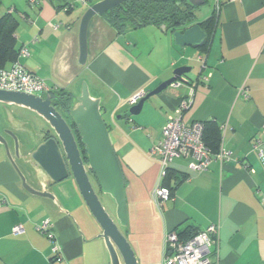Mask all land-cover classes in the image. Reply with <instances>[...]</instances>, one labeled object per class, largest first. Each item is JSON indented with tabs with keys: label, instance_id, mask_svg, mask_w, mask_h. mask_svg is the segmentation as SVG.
I'll return each mask as SVG.
<instances>
[{
	"label": "crops",
	"instance_id": "0c3cea01",
	"mask_svg": "<svg viewBox=\"0 0 264 264\" xmlns=\"http://www.w3.org/2000/svg\"><path fill=\"white\" fill-rule=\"evenodd\" d=\"M212 1L215 22L209 31L202 26L208 38L198 48L179 46L174 31L163 25L118 28L97 15L89 26L88 61L81 65L83 8L64 0H1L0 17L11 11L19 22L17 48L26 45L29 50L8 62L7 69L18 61L44 79L51 92L70 95L79 94L86 80L92 95L102 99L126 177L129 236L140 238L138 264H163L168 232L189 235L211 224L219 226L212 264H264V156L253 145L257 138L264 144V0ZM182 65L192 66L185 75L188 83L147 99L137 115L124 114L139 101L133 102L135 97ZM190 85L194 98L183 114L185 124L211 121L208 135L220 133L230 159H215L203 171H192L189 159H173L169 183L174 192L159 204L155 188L161 163L151 150ZM242 88L247 97L240 94ZM10 108L19 120L35 115L22 106ZM17 162L29 182L42 189L35 173ZM48 191L55 201L26 191L0 143V264H111L104 239L98 238L102 229L74 178L52 184ZM46 219L62 247L61 260L48 236L37 229ZM17 225L23 226L21 232L14 231Z\"/></svg>",
	"mask_w": 264,
	"mask_h": 264
},
{
	"label": "water",
	"instance_id": "95a60500",
	"mask_svg": "<svg viewBox=\"0 0 264 264\" xmlns=\"http://www.w3.org/2000/svg\"><path fill=\"white\" fill-rule=\"evenodd\" d=\"M89 1L81 0L84 5L87 4L79 21L78 62L81 65L88 61V34L92 19L131 0H94L91 4ZM205 4L206 0H187V5L193 9ZM173 37L181 47L198 48L205 44L208 33L196 22L184 30H175ZM191 69L189 65L175 68L172 77L140 96L139 101L124 114H139L147 99L166 91L177 81L188 83L185 75ZM69 98L66 100L50 92L44 96L0 89V143L17 171L23 188L31 194L55 201L48 187L72 176L102 229L98 238L104 239L111 264H138L131 244L120 229V226L126 229L129 226L126 177L105 118L107 109L102 108L100 97L92 95L86 80L82 81L80 93L71 94ZM11 105L30 109L35 115L19 120L12 112ZM17 161L35 173L42 189L29 182ZM100 194L113 199L115 218L107 211Z\"/></svg>",
	"mask_w": 264,
	"mask_h": 264
},
{
	"label": "built area",
	"instance_id": "2783aa9c",
	"mask_svg": "<svg viewBox=\"0 0 264 264\" xmlns=\"http://www.w3.org/2000/svg\"><path fill=\"white\" fill-rule=\"evenodd\" d=\"M34 2L35 0H31ZM86 1V0H83ZM234 1V0H232ZM218 8V4L216 5ZM215 8V9H216ZM21 56L29 55L26 45L20 49ZM207 80V77L203 78ZM182 82L177 81L174 86ZM0 89L10 91H21L27 93H49L51 87L44 79L26 69L18 61L9 69H0ZM240 94L247 97L246 88L240 90ZM133 99L136 102L140 96ZM194 98V85H190L189 95L183 98L173 115H170L162 133L161 141L153 147L151 154L157 156L161 163V176L155 188V198L159 204L171 198V190L163 184L164 178L169 170L170 163L175 158H186L190 160L189 168L192 171L206 170L210 163L218 159L225 162L230 159V153L221 147L220 151L213 153L204 141L205 122L194 121L186 125L183 114L190 109ZM254 148L261 156H264V144L260 138L254 141ZM53 223L46 219L37 225V229L48 236L53 243L52 251L58 260L63 258L62 247L56 242L51 228ZM22 225L14 228L15 232H21ZM219 226L211 224L200 230L188 239H181L176 232H168L165 236V248L163 264H212L211 247L218 244Z\"/></svg>",
	"mask_w": 264,
	"mask_h": 264
},
{
	"label": "trees",
	"instance_id": "16d2710c",
	"mask_svg": "<svg viewBox=\"0 0 264 264\" xmlns=\"http://www.w3.org/2000/svg\"><path fill=\"white\" fill-rule=\"evenodd\" d=\"M1 5V0H0ZM113 15L109 16V20L118 28H124L129 26L131 28L138 27L147 23H155L158 25H167V28L171 31L177 30L178 26L184 30L187 26L198 22L194 14H190L180 10L179 7L168 2H154L149 0H131L126 2L121 7L112 11ZM120 13H123L125 17L121 18ZM215 22V14L211 13L206 19L199 21L208 31L212 28ZM18 20L11 11L0 17V69L6 68L8 62L14 61L20 53L21 47L17 48L16 30L18 28ZM181 30V29H180ZM7 69V68H6ZM54 96H61L63 98L70 99V94L58 91L50 92ZM204 141L206 145L211 148L213 153L220 151L221 135L218 133L216 136L210 137L208 132L212 127L211 121H205ZM173 176L172 168L169 166L166 177L163 184L170 188L171 195H173L174 187L170 185L169 181ZM184 178V176H183ZM180 181V179H179ZM178 184V182L176 183ZM200 230L193 231L189 235L178 234L181 239H188L197 234Z\"/></svg>",
	"mask_w": 264,
	"mask_h": 264
},
{
	"label": "rangeland",
	"instance_id": "374dc122",
	"mask_svg": "<svg viewBox=\"0 0 264 264\" xmlns=\"http://www.w3.org/2000/svg\"><path fill=\"white\" fill-rule=\"evenodd\" d=\"M64 1H68L70 2L71 4H74L76 5V7L78 8H83L84 10L86 9V7L84 6V4L81 2V0H64ZM94 0H90L89 4H91ZM212 0H210V2L206 3L205 5L197 8V11H196V14H197V17L199 20H203L204 18L208 17L211 13V6H212ZM88 4V5H89ZM87 5V4H86ZM40 95H45L46 93H39ZM105 118L106 120L108 121V115L107 113L105 114ZM103 196H106V195H103V194H100V198L104 204V206L106 207L107 211L111 214L112 217L115 218V206H114V203H113V199L109 196L107 197H103ZM106 198V199H105ZM110 201V204L107 202ZM129 228H130V223H129V226H128V229L126 228H123L120 226V229L121 231L126 235L129 243L131 244L134 252H135V256L137 258V255H136V250H135V246L137 248H139V243H138V240H140V238H134L133 236H129ZM129 230V231H128ZM136 236L137 237H140L139 236V233L138 232H135ZM137 261H138V258H137Z\"/></svg>",
	"mask_w": 264,
	"mask_h": 264
},
{
	"label": "flooded vegetation",
	"instance_id": "af4514ba",
	"mask_svg": "<svg viewBox=\"0 0 264 264\" xmlns=\"http://www.w3.org/2000/svg\"><path fill=\"white\" fill-rule=\"evenodd\" d=\"M128 2H129V1H128ZM208 2H210V0H206V3H208ZM168 3L174 4L175 6L179 7L180 10H182V11H184V12H187V13H190V14H194V15L196 16V19H197L198 22H199V19H198L197 14H196L197 9H193V8H191L189 5H187V0H172V1H168ZM119 7H121V6H119ZM117 8H118V7H117ZM115 9H116V8H115ZM115 9H114V10H115ZM112 11H113V10H112ZM112 11L108 12V13L105 14L104 16H106L107 18H109V16H110L111 14H113ZM113 15L116 16V14H113ZM120 15H121V18H122V17H125V15H124L123 13H120ZM195 23H196V22H195ZM193 24H194V23H193ZM162 25H163V24H162ZM163 26H164V28H167V25H166V24L163 25ZM177 28H178V30H179V29H182V28H180V25H179Z\"/></svg>",
	"mask_w": 264,
	"mask_h": 264
}]
</instances>
